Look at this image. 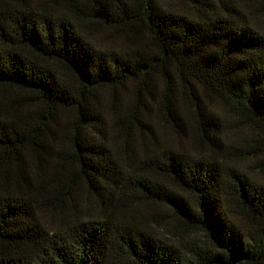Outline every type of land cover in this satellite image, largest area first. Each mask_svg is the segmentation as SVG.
Wrapping results in <instances>:
<instances>
[{"label":"trees","instance_id":"obj_1","mask_svg":"<svg viewBox=\"0 0 264 264\" xmlns=\"http://www.w3.org/2000/svg\"><path fill=\"white\" fill-rule=\"evenodd\" d=\"M0 264H264V0H0Z\"/></svg>","mask_w":264,"mask_h":264},{"label":"rangeland","instance_id":"obj_2","mask_svg":"<svg viewBox=\"0 0 264 264\" xmlns=\"http://www.w3.org/2000/svg\"><path fill=\"white\" fill-rule=\"evenodd\" d=\"M112 46L117 49H121L123 45L119 41H117L113 42ZM214 106L220 119L222 137L226 142H231L232 145H238L240 143H243L246 139H250L254 135L253 128L247 122H245V120L233 114V112L227 106L223 105L220 102H217ZM153 122L157 124L158 119L154 117ZM162 135L164 136V133H162ZM165 135L170 139L176 141L177 143L175 144L179 147L187 146V148L191 149L194 148V145L196 146V144L199 143L196 140L193 131H188L186 135L175 137L176 139L167 132H165ZM193 151L195 152L197 150L194 148ZM243 164L244 167L245 165H249L248 162H244ZM252 166H254L253 163Z\"/></svg>","mask_w":264,"mask_h":264}]
</instances>
